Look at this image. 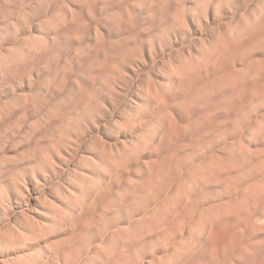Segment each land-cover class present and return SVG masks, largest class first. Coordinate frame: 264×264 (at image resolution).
I'll list each match as a JSON object with an SVG mask.
<instances>
[{
  "label": "clouds",
  "instance_id": "1",
  "mask_svg": "<svg viewBox=\"0 0 264 264\" xmlns=\"http://www.w3.org/2000/svg\"><path fill=\"white\" fill-rule=\"evenodd\" d=\"M0 264H264V0H0Z\"/></svg>",
  "mask_w": 264,
  "mask_h": 264
}]
</instances>
